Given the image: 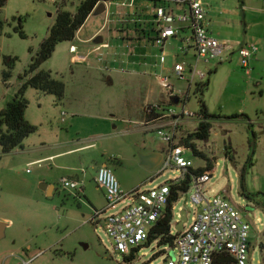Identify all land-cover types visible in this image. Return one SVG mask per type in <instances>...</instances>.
Masks as SVG:
<instances>
[{
    "label": "rangeland",
    "instance_id": "1",
    "mask_svg": "<svg viewBox=\"0 0 264 264\" xmlns=\"http://www.w3.org/2000/svg\"><path fill=\"white\" fill-rule=\"evenodd\" d=\"M83 1L85 0H7L5 7L0 10V16L6 22L0 35V111L21 88L23 81L19 76L29 69L31 51L35 53L40 48L49 29L55 24L58 10L75 12ZM203 1L211 8V12L216 9L217 17L221 18V30L218 21L211 26L213 31L221 33V40L233 45L237 40L252 38L256 41L255 45L261 48L260 56L264 58V3L256 0ZM136 3L137 6L146 7L148 2L136 0ZM125 9L122 2H114L107 11L112 10L114 15ZM225 10L230 13L237 11L238 14L230 15ZM248 10L255 13H248ZM134 11L135 9H131L130 13ZM112 20L106 18L105 13L88 18L75 39L60 43L52 57L41 66L40 70L51 72L54 78L64 83L65 96L61 102L56 97L33 88L26 92L29 119H33V115H50L59 108L57 116L61 120L63 112L67 113V118L71 113L70 108H75L77 115H83L77 120L76 131L81 132L79 137L86 140L89 136L98 135L96 148L64 158V168L56 171L49 163L41 166L29 164L22 149L4 154L0 146V218L15 224L6 231V238L0 243V264H5L9 259L10 264H162L165 260L169 246L160 245L158 240L144 246L137 259L126 261V256L114 252L113 243L107 234L87 220L91 215L90 208L76 199L74 191L64 190L60 186L62 178L77 179L74 175L82 171H90L94 175L93 166L100 164L106 158L104 155L116 161L119 153L126 156L135 153L140 159L148 149L134 150L133 144L143 138L147 137L149 144L158 151L165 146L156 131L146 135H132L138 130L135 121L142 116V92L145 91L144 86L141 92L140 87L144 83L133 74L146 64L150 67L158 63L162 53L151 40L144 41L141 45L128 39L120 40V34ZM251 23H256V27L248 29ZM20 25L23 26L26 38H22L16 31ZM101 28V33L96 34ZM128 35L134 36L131 32ZM98 36L104 38L100 49L102 55L93 51L98 48L95 44ZM73 45L78 48L77 54L71 52ZM165 51L167 68H171L170 55L174 51L173 47L167 44ZM99 55L102 56L100 59L107 62L100 63ZM76 57L86 59L77 63ZM238 58V53H235L232 61H225L221 65L212 62L208 66L209 71L202 62L198 64V68L206 72L204 82L209 81V85L203 95L191 92L189 100L186 95H180L181 103L176 108L180 110L185 107L193 115L186 118L178 137L186 139L198 130L204 120L200 105L202 100L209 115L207 121L211 124L210 136L205 141L194 140L193 143L207 160L195 156L191 149H187L185 157L197 169L205 167L209 162L213 164L214 170L210 173L213 176L205 186L207 197L221 195L238 207L243 220L250 225L251 249L248 264H264V78L261 80L258 76L260 69L254 76H247ZM6 59H15V64L11 70V79L4 83L2 73L7 69ZM104 63L111 68L112 83L106 82L110 73L100 69V66L104 67ZM156 72L158 73V67ZM164 77L174 84L175 93L179 90L177 87L186 86L184 81ZM152 86L160 95L161 87L155 78L152 79ZM89 113L106 117L111 122L104 123L84 117ZM114 119L116 122H112ZM124 120L132 123L125 124ZM150 120L147 118V121ZM115 127L119 128L115 130ZM126 130L132 134L125 136L123 132ZM108 133L111 136H107ZM227 148L232 161L226 157ZM124 167V174H132L139 181H144L138 188L142 190L161 186L172 176L168 172L155 178L150 184L149 180L156 170L131 162H126ZM52 170L57 180L55 191L49 197L41 190L43 186L37 176L41 171L51 173ZM116 177L119 180L118 173ZM88 184L94 188L93 178ZM241 185H244L245 192L251 199L242 195ZM191 195V191L181 195L174 205V232L180 221L179 214L190 201ZM121 209L122 205H119L117 212ZM192 216L190 213L186 227L191 225ZM17 229L20 233H17ZM15 232L30 246V250L22 255V260L10 257V253L15 251L11 244L15 240ZM154 256L155 259L151 262Z\"/></svg>",
    "mask_w": 264,
    "mask_h": 264
},
{
    "label": "built area",
    "instance_id": "2",
    "mask_svg": "<svg viewBox=\"0 0 264 264\" xmlns=\"http://www.w3.org/2000/svg\"><path fill=\"white\" fill-rule=\"evenodd\" d=\"M123 1L125 5L126 3L133 5L135 0ZM257 1L264 3V0ZM172 3L186 7L182 11H175L168 4L158 6V3H154L153 18L149 22L154 33V44L164 48L169 39L181 33L182 28L190 31V37L185 43L195 49L197 63L194 65L177 63L174 74L177 80H184L196 87L207 77L206 72L199 70V62L209 64L212 61H223L225 53L232 47L211 35L207 6L203 0H177ZM76 50L75 47L72 48L73 52ZM258 51L259 48L255 44H246L238 51L240 65L247 76L252 74V61ZM160 60L165 61V53H162ZM159 83L165 89L176 90L174 84L166 77L160 76ZM177 92L181 93L182 90L179 89ZM153 107L158 109L156 120L160 123L156 132L166 147L156 173L149 183L152 184L155 178L168 172L172 176L161 186L124 193L114 171L106 166L100 167L96 183L105 191L107 206L102 211H95L90 220L97 229H102L107 234L113 243L114 252H119L126 258L134 257V260L138 258L142 248L152 240V231L165 213L172 187L184 181L190 171L195 169L192 161L185 157L187 148L184 139L178 137L184 120L193 114L185 107L178 110L176 106L169 108L152 106L148 107L146 112L150 113ZM212 176L207 172L192 177L189 189L192 195L186 204L188 220L189 214L193 215L192 223L189 227L185 226L181 233L177 230L174 232L171 228L170 234L176 236V239L173 245L169 246L162 264H213L222 253H229L237 264H248L251 249L250 225L243 220L238 207L224 196L207 197L205 186L211 181ZM83 187L84 183L79 180L61 181V188L64 190L77 192ZM119 205H122V209L117 212ZM174 210L175 206L173 212Z\"/></svg>",
    "mask_w": 264,
    "mask_h": 264
},
{
    "label": "crops",
    "instance_id": "3",
    "mask_svg": "<svg viewBox=\"0 0 264 264\" xmlns=\"http://www.w3.org/2000/svg\"><path fill=\"white\" fill-rule=\"evenodd\" d=\"M120 2H122V6L126 7L125 10H122L121 12L113 15L112 10L107 11L108 7L111 6L113 3H106V11L104 12L106 15V18H110L112 20V17H113L114 20H112V22L114 23L115 27L117 28L116 31L120 34V36H119L120 40H127L128 39L129 41H135L136 43H139V45H141L144 41L147 42V41L151 40V41H153V44H154V39H153L154 33L152 32V28H150L151 26H150L149 22L153 18L155 4L153 2L147 1L148 3L146 5V7H143V6H137L136 0L134 1L133 5H130V3H126V5H125V1H123V0ZM259 3H263V2H259ZM159 5H162V4L158 3V6ZM168 5H170L171 8H173L175 11H182L186 7L185 5H179V4H175L172 2L168 3ZM206 6H207V20L209 23V31H210L211 35L223 43H228L225 40L220 39L221 33H219L218 31H215V30L213 31L211 29V26H213L212 25L213 22L218 21V23H219L218 27L220 30L223 28V25L221 22H219V21H221V18L217 17V12H215L216 9H214V12H211V8H209L208 5H206ZM131 9H135V11L130 13ZM250 11L251 10H248L247 12L249 13ZM104 13H102V14H104ZM225 13H228L230 15H235V16L238 14L237 11H232L230 13L227 10H225ZM251 13H255V12L251 11ZM242 15L244 17L243 12H242ZM92 16H93V14L90 17H92ZM235 16H233V17H235ZM255 27H256V23H251L248 26V29L255 28ZM101 31H102V28L100 30H98V32L96 34L101 33ZM130 32L134 34L133 37H130L128 35ZM190 34L191 33L187 28H182L181 33L177 37L169 39L166 42L164 48H160L158 46L161 53L166 52L165 49H166L167 44L171 45L173 47L174 51L170 55L173 67L171 66V68H167L168 58L165 57L164 62H161V60L158 59V63L156 62L155 65L147 67V64H146V65H144L145 66L144 68H140L139 72H135V74H133L142 83H144V85H142L140 87L141 92L144 90V89H142V87L144 88V86H145V91L142 92V103H141V108H142L143 113H142V116L140 117V120L135 121L136 122L135 125L138 126L137 127L138 130L133 132V134H132V132L129 133V131L126 130L123 132V134L125 136H129L131 134L132 135L141 134V133H144L146 135L149 132L156 131V128L158 127V125H160V123L157 120L147 121V118H148V115L146 112L147 108L152 107V106H160V107H164V108H169L170 106H177L178 104L181 103L180 95H186V97L188 99L189 94L191 92L195 91V89H196L195 86L193 84L190 85L188 82H186L184 80H178V81L186 82L185 87H182V88L177 87L180 90H182L181 93H178V92L175 93V91H172V90L165 91L162 89L163 87L159 83V77L160 76H162V77L168 76L169 78H172V77L176 78L175 74H174V67L177 63H187L189 65H194L197 63V56H196L195 49L193 48V46H191V45L188 46L185 43V40L190 37ZM99 37L102 39V43L97 44L98 48L94 49L93 51L99 52V54H101L100 49H101V47H103L102 44L104 42V38L102 36H98L97 38H99ZM246 44H256V41H254L252 38L245 39L244 41L237 40L236 42L233 43V45L232 44L230 45L232 47V49L225 53V56H224L225 58L223 61H212V62H217V63H219V65H221L225 61H232L233 55L235 53H238L239 49ZM105 46H108V45L106 44ZM73 47H75L77 49L76 52L72 51ZM72 48H71V52H73V54H77V52H78L77 46L73 45ZM258 48H259V51L252 61L253 74H251V75L254 76V73L256 71H259V69H260L261 71L258 73V76L261 78V80H263V78H264V58H262L260 56V49L261 48L259 46H258ZM100 57H102V56H100ZM238 57H239V55H238ZM85 58L86 57H79V58L76 57L75 60L77 63H81V62H84V61H82V59H85ZM98 61L100 63L101 62H107V60H104V59L102 60L100 58L98 59ZM190 61L193 62L194 64H191ZM239 61H240V59H239ZM201 62L203 64H205L206 69L209 71L210 69L208 66L212 62H210L209 64H207L203 61H201ZM99 66H100V64H99ZM103 66L104 67L100 66V69L105 70L106 72L110 73L109 77L106 79V82L112 83L113 78L111 75V68H109V65L107 63H104ZM157 67H158V73L156 72ZM153 78H155V80H157L159 87H161V89H160L161 94L160 95H158L157 91L152 86V79ZM176 97L179 98L178 104H174V98H176ZM58 110H59V108H56V110H54L52 113H50V115H45V114L33 115V117H32L33 119L28 118L27 111H26V118L33 125H36L39 127L38 132L36 134L30 136L28 139H26V141L23 144L22 152L27 155V159L29 161V164L35 165V166L36 165L41 166L43 163H49V164H51L52 167L55 168L56 171H58V170H62L64 168L62 165L64 158L73 156L74 154L81 153V152H84L86 150H91V149L96 148V145H97L96 140L98 138V135L97 136H89V138H87L86 140H83V139H81V137H79V136H81L80 130L76 131V126L78 124L77 120H79V117H83V115H77L75 113L76 109L70 108L69 112H71V113L67 116V118H65L67 113L63 112L62 118L60 120V119H58V116H57ZM84 117L91 119V120L97 119V120H100L104 123L111 122L106 117L94 116V115H91V113H89L88 115L85 114ZM184 121H186V119ZM112 122H116L115 119ZM123 122L125 124L132 123L130 120H124ZM183 124H184V122H183ZM183 124L180 127L181 131H182ZM118 128L119 127H115V130H117ZM76 135L78 137H76ZM106 135L111 136L110 133H108ZM147 139H148L147 137L143 138V139H141V141L133 144L134 150H147L148 149V151L142 153V155H147V154H152V153H159V154L163 155L166 145L161 147L160 150L158 151V149H156L154 146H151L149 144V141ZM182 144L183 143L181 142V145ZM134 154L135 153H133L129 156L128 155L126 156L123 153H119L118 159L116 161L111 159L109 156L104 155V157L106 156V158H104L100 164L93 166L94 175H92L90 171L89 172L82 171L81 173L74 175L75 178H77V179H74V178L69 179V180H79L80 178H82V180H79V181H82L84 183V187L81 189V191H77L74 193H75V197L77 195L76 199L81 204H83L88 209L90 208L91 215L87 219L89 222L92 219L95 211H102L107 206L105 191L103 189H101L96 183V175H97V171L100 167H105V166L109 167L114 171L115 175H116V173L119 174V177H118L119 180L118 181H119L121 189L124 193H128V192H131L135 189H138L140 187V185L144 182V181H139L132 174L127 175V174H124V172H123V169L125 168L124 166H125L126 162H131L134 164L140 163V159H138L137 155H134ZM142 167H144V166H142ZM144 168H146V167H144ZM146 169H148V168H146ZM195 169H197V168H195ZM154 170H157V168ZM53 171L54 170H52L51 173L46 172V171H41V172H39V174L37 176L38 181L41 182V186H47V189L41 188V190L44 193L48 192L47 191L48 188H51L50 192H52V193H54V191H55V180H57V176H55L53 174ZM91 178H93V180H94V185H95L94 188H92L90 186V184H88L89 181L91 180ZM63 179H66V178H62L61 181ZM61 181H60V186H61ZM0 221L5 223L4 234H3V237L0 239V243H1L6 238V231L13 228L15 226V224L12 221L7 220V219H1L0 218ZM17 233H20L19 229H17ZM14 237H15V240L11 244L14 246L15 251H12L10 253V257H16L18 260H22V258H23L22 255L24 253H27V251L30 250V246L27 245V242L23 241L22 236H20L19 234H16V232H15ZM9 260H7V262L5 264H10ZM23 262L27 263L28 261H23Z\"/></svg>",
    "mask_w": 264,
    "mask_h": 264
},
{
    "label": "trees",
    "instance_id": "4",
    "mask_svg": "<svg viewBox=\"0 0 264 264\" xmlns=\"http://www.w3.org/2000/svg\"><path fill=\"white\" fill-rule=\"evenodd\" d=\"M122 0H85L80 3L75 12L67 10H58L55 24L49 29L47 37L42 42L40 48L35 53L31 51L32 59L29 69L19 76L23 81L21 88L18 90L13 99L7 106L0 111V146L4 154H9L16 149H23V144L30 136L38 132V126L33 125L26 118V111L29 102L26 98V92L29 88L36 89L41 93L52 95L61 102L65 96V85L61 80L53 77L51 72L40 70L41 66L48 61L56 47L60 43L71 42L75 39L77 33L84 26L88 18L93 14L96 8L102 3H114ZM153 3H161L163 5L177 0H147ZM7 0H0V10L5 7ZM6 22L0 16V35L2 34ZM23 26L20 25L17 32L20 33L22 38H26L23 32ZM15 64V59H6L5 66L7 69L3 71L2 78L4 83H7L12 77V67ZM211 74V73H210ZM209 81L202 82L196 85L195 93H203L207 89ZM172 104V103H171ZM201 111L204 119L198 130L184 139V145L187 149H191L195 156L201 157L204 160L206 156L199 151L194 140L205 141L210 136L211 124L207 121L209 117L206 106L203 101H200ZM158 109L152 108L150 113H147L148 118L156 120L158 117ZM214 118V117H213ZM237 118V117H233ZM226 157L231 161L233 158L230 156L229 148H227ZM214 166L209 162L205 167L192 169L186 179L172 187V193L168 202V206L161 220L158 221L155 229L152 231V240L159 239L160 245L172 246L176 236L171 235V228L175 220L173 208L181 195L186 194L191 186L192 177L202 175L204 173H211ZM241 193L243 196L251 199L246 192L244 185H241ZM155 259V256L151 262ZM134 257L127 258L126 261L132 262ZM213 264H237L236 260L229 253H222L217 256Z\"/></svg>",
    "mask_w": 264,
    "mask_h": 264
},
{
    "label": "water",
    "instance_id": "5",
    "mask_svg": "<svg viewBox=\"0 0 264 264\" xmlns=\"http://www.w3.org/2000/svg\"><path fill=\"white\" fill-rule=\"evenodd\" d=\"M105 11H106V3H102L96 8V10L93 12V15L97 16L104 13ZM101 43H102V39L100 37L95 39V44H101ZM178 103H179V98L177 97L174 98V104H178ZM254 140L255 139L253 137V142H252L253 146H254ZM161 160H162V155L159 153H152V154L140 156L141 165L150 170L156 169L160 164ZM42 188L47 189V186H43ZM47 191H48L47 196L51 197L53 195V193L50 192L51 188H48ZM187 210H188V206L185 205L184 209H182L180 212V221L177 222L176 224V230L178 233L183 232L185 229V224L188 221ZM4 228H5V223L0 221V239L3 237ZM84 247L88 248L87 245H85Z\"/></svg>",
    "mask_w": 264,
    "mask_h": 264
}]
</instances>
